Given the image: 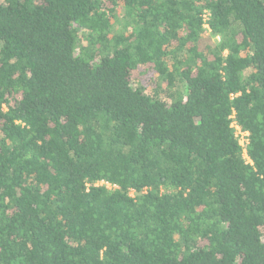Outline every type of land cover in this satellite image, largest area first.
<instances>
[{"label":"trees","instance_id":"16d2710c","mask_svg":"<svg viewBox=\"0 0 264 264\" xmlns=\"http://www.w3.org/2000/svg\"><path fill=\"white\" fill-rule=\"evenodd\" d=\"M0 264H264V0H0Z\"/></svg>","mask_w":264,"mask_h":264},{"label":"rangeland","instance_id":"374dc122","mask_svg":"<svg viewBox=\"0 0 264 264\" xmlns=\"http://www.w3.org/2000/svg\"><path fill=\"white\" fill-rule=\"evenodd\" d=\"M146 91H148V90H146ZM237 134L240 135V142H243L244 141V137L242 136V133L239 132V130H237Z\"/></svg>","mask_w":264,"mask_h":264},{"label":"built area","instance_id":"2783aa9c","mask_svg":"<svg viewBox=\"0 0 264 264\" xmlns=\"http://www.w3.org/2000/svg\"><path fill=\"white\" fill-rule=\"evenodd\" d=\"M242 133V136L244 137L247 133L246 132H241ZM245 142V138H244V141L243 142H240L241 144H243Z\"/></svg>","mask_w":264,"mask_h":264}]
</instances>
